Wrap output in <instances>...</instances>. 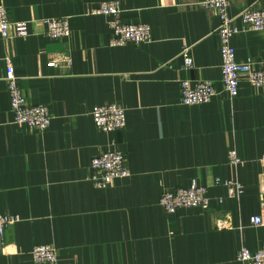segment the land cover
<instances>
[{
	"label": "crops",
	"instance_id": "1",
	"mask_svg": "<svg viewBox=\"0 0 264 264\" xmlns=\"http://www.w3.org/2000/svg\"><path fill=\"white\" fill-rule=\"evenodd\" d=\"M200 1L0 0L11 22L28 23L26 37L0 36V215L21 218L0 264H36L38 245L54 247L58 264H241V248L264 245V225L250 222L264 217V88L242 81L237 97L224 92L220 17ZM106 2L119 5L123 24L149 25L153 41L112 46V17L92 14ZM247 8L264 9V0H232L228 13ZM64 17L70 37L50 39L44 20ZM232 46L239 63L264 62V32L237 34ZM63 55L70 65L49 64ZM6 58L28 103L49 108L46 132L15 124ZM183 80L211 81L217 95L183 105ZM112 103L127 123L106 133L92 112ZM109 151L124 153L130 176L100 189L91 164ZM232 151L244 161L238 168ZM218 179L241 182L243 194L230 199ZM193 182L207 187L210 208L166 214L162 194Z\"/></svg>",
	"mask_w": 264,
	"mask_h": 264
},
{
	"label": "built area",
	"instance_id": "2",
	"mask_svg": "<svg viewBox=\"0 0 264 264\" xmlns=\"http://www.w3.org/2000/svg\"><path fill=\"white\" fill-rule=\"evenodd\" d=\"M209 11H215L220 17L218 34L221 41V83L224 92L231 98L239 94V86L246 81L255 89L264 88V62L258 69L253 68L251 62L239 63L236 58V50L232 46V38L242 32L260 31L264 32V9L243 10L237 17H231L228 10L232 0H201L198 3ZM121 8L115 2L101 3L92 11L93 15H104L112 17L109 26L113 33L112 46H125L151 43L153 41L149 25L137 24L126 25L121 22ZM242 23V28L237 26V20ZM47 36L52 40H63L70 37L69 18L45 19ZM13 27L15 34L10 35L9 30ZM28 23L11 22L8 11L0 6V36L6 40L9 38H23L28 36ZM190 49L183 51L184 69H192L194 62L189 55ZM8 92L10 96L11 109L15 115V124L26 125L38 133L46 132L52 122L50 110L44 105H30L23 96L18 85V79L14 73L11 59L6 58ZM71 59L68 55L50 56V65L59 68L62 65H70ZM181 85V103L187 106L205 105L212 101L217 91L211 81L183 80ZM97 127L103 132L110 133L121 131L126 127V110L119 104H106L96 107L92 112ZM264 161V159H263ZM229 163L235 168L244 164V161L235 151L229 154ZM95 171L100 173L93 181L97 188L105 189L115 180L130 176L127 158L121 151H109L95 157L91 164ZM216 185H224L228 190L230 199H239L244 192V185L237 180L218 179ZM222 203V199L219 200ZM160 207L168 215H175L181 209L210 208V197L207 187L193 182L189 188L165 191L160 200ZM21 220L16 215H0V250L6 248V232L8 228ZM254 226L264 225V217L255 216L250 219ZM32 258L36 264H58L57 250L50 245H38L32 250ZM238 261L241 264H264V245L256 252H251L243 247L238 252Z\"/></svg>",
	"mask_w": 264,
	"mask_h": 264
}]
</instances>
